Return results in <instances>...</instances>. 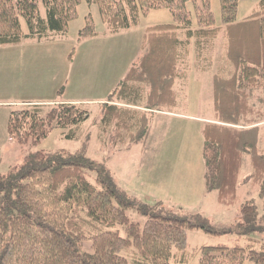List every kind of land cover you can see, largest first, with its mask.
Instances as JSON below:
<instances>
[{"label": "trees", "instance_id": "1", "mask_svg": "<svg viewBox=\"0 0 264 264\" xmlns=\"http://www.w3.org/2000/svg\"><path fill=\"white\" fill-rule=\"evenodd\" d=\"M243 1H259L262 10L240 21L238 10ZM83 2L98 6L103 21L115 33L137 26L141 13L167 9L173 14L174 24L147 30L139 64L128 71L119 85L123 87L115 92H121L120 98L127 104L136 105L128 98L135 88L142 93L141 86L146 87V109L152 111L162 112L177 105L178 31L192 26L191 7L199 27L198 37L214 39L221 32L212 12V0H0V47L22 42V19L31 38L43 40L49 34L67 32ZM221 12L228 38L227 58L234 73L229 79L214 78L216 119L202 129L203 157L206 191L216 192L219 204L230 207L239 199L245 161H250L252 167L246 182L259 186L260 196L264 197V152L260 150V125L264 123V0H221ZM87 23L80 39L95 35L91 17ZM193 33L189 30L188 38H193ZM115 95L104 104L103 122L122 115L109 104ZM54 105L46 112L39 104L12 111L10 138L20 144H36L54 129H74L89 117L76 104ZM121 118L129 125L128 118ZM148 121L143 115L134 142L150 133ZM72 131L67 139L76 138ZM86 148L84 145L74 153L64 149L34 152L21 166L0 174V264H132L125 256L127 250L137 255L135 264H176L177 252L188 249L189 230L241 238L264 233V215L253 201L242 204L238 223L220 230L201 214L178 215L164 210L161 204L138 201L117 185L110 170L87 156ZM133 210L145 217L143 224L130 219L128 211ZM86 218L102 229L89 235ZM85 243L91 245L89 251ZM247 262L264 264V245L260 250L227 245L200 248L198 264Z\"/></svg>", "mask_w": 264, "mask_h": 264}, {"label": "rangeland", "instance_id": "2", "mask_svg": "<svg viewBox=\"0 0 264 264\" xmlns=\"http://www.w3.org/2000/svg\"><path fill=\"white\" fill-rule=\"evenodd\" d=\"M211 5L221 32L214 39L198 37L199 27L191 7L192 26L178 31L181 42L177 55L178 104L163 111L172 115L158 117L159 122L149 141L150 133L134 142L142 116L150 118V127L157 119V111L146 109L149 90L143 86L142 93L134 89L128 99H133L136 105L127 104L120 98L121 92L117 91V95L115 92L123 87L119 85L128 71L139 64L147 30L175 23L169 10H155L148 15L141 13L137 26L115 33L103 21L98 6L83 2L78 8V18L69 24L67 32L49 34L43 40L28 37L29 27L22 19L23 44L0 47V174L5 175L12 168L21 166L31 153L62 149L74 153L86 145L87 156L110 170L117 185L129 195L135 194L133 197L138 201L161 204L164 210L178 215L201 214L218 230L238 223L242 204L247 201L256 203L260 214L264 215L260 187L246 182L252 172L250 161L244 162L239 199L235 205H220L217 193L206 191L201 127L207 124L206 119L211 122L216 119L214 78L229 79L234 73L227 58L228 38L221 20V0H212ZM260 10L259 1H243L238 19L243 21ZM88 17L93 20L95 35L80 39ZM189 30L194 32L193 38H188ZM112 95H115L114 101L109 104H120L117 108L122 117L129 119L128 116H132L129 125H125L118 115L117 119L103 122V107ZM64 100L86 110L88 119L71 130L54 129L36 144H20L10 138L8 123L12 111L40 103L46 112L55 106V101ZM173 113L203 120L191 121ZM260 126V150L264 152V123ZM71 131L76 138L70 140L67 135ZM128 215L133 222L143 224L146 221L136 210L128 211ZM101 229L87 219L85 230L89 235ZM121 233L124 235V229ZM188 234V249L177 252L176 264H198L200 248L204 246H250L260 250L264 245V233L250 238L230 234L218 237L201 230H189ZM90 247L89 243L84 244L85 250L89 251ZM125 256L132 264L138 260L132 250L125 251Z\"/></svg>", "mask_w": 264, "mask_h": 264}, {"label": "crops", "instance_id": "3", "mask_svg": "<svg viewBox=\"0 0 264 264\" xmlns=\"http://www.w3.org/2000/svg\"><path fill=\"white\" fill-rule=\"evenodd\" d=\"M34 40H37V39H34ZM23 43L21 42L19 45H16V46H20V45H22ZM61 103V104H74V103H72L71 101H68V100H64V101H55L54 103ZM46 103H48V104H51L50 102H46ZM38 104H40V103H38ZM177 104H178V100H177ZM31 105H36L35 103H31ZM113 106H115V107H120V104H117V103H114L113 104ZM104 112L105 111H103V116H104ZM156 112V111H155ZM174 114V113H173ZM157 119L155 120V121H153V123H151L152 125H151V127H150V134H149V138H148V141H149V139H150V137L152 136V132H153V130H155V126L157 125V123L159 122V119L160 118H158V117H164L165 115H172V114H168L167 112H157ZM175 116H178V117H183V118H186V119H188V120H203V119H198V118H195V117H184V116H182V115H180V114H174ZM116 119H117V117H115ZM114 119V118H113ZM150 119V118H149ZM206 121H207V123H209V122H211L209 119H206ZM203 125V124H202ZM201 125V126H202ZM205 125V124H204ZM204 125L201 127V132H202V129H203V127H204ZM200 132V131H199ZM148 141H147V143H148ZM203 166H204V164H203ZM207 195H211V194H205V196H207ZM131 196V195H130ZM133 196H135V194H133L132 195V197Z\"/></svg>", "mask_w": 264, "mask_h": 264}]
</instances>
